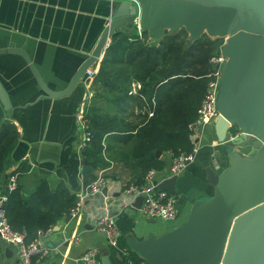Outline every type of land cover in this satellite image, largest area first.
Wrapping results in <instances>:
<instances>
[{
  "label": "crops",
  "instance_id": "obj_1",
  "mask_svg": "<svg viewBox=\"0 0 264 264\" xmlns=\"http://www.w3.org/2000/svg\"><path fill=\"white\" fill-rule=\"evenodd\" d=\"M108 11L109 0H0V48L23 49L44 83L52 90H60L94 46L106 24ZM0 82L12 106L7 120L17 133L13 148L2 160L0 191L4 189L6 176L24 162L27 170L16 177L21 194L29 195L45 181L51 191L61 183L68 193L76 196L83 188L76 111L90 98V84L77 86L60 98L43 97L23 59L6 53L0 54ZM192 143L191 160L175 174L168 173L171 156L163 152L159 155L163 167L152 176L157 184L175 175L173 220L143 217L132 206L137 196L124 191L128 181L125 170L117 167L115 172L113 165H98L93 175L106 179L104 194L86 198L77 218L67 214L55 221L51 231L40 237L45 253L35 258V264H81L80 255L90 247L97 249L98 264L102 256L110 264L128 261L145 264L129 251L126 239L142 240L148 233L157 237L174 229L187 219L195 202L206 201L214 194L204 169L213 170L210 159L213 149L219 164V169L213 171L221 170L220 163L226 157L220 153L222 147L216 142L213 124L203 126L200 134L196 132ZM104 215L113 220L114 245H109L102 232L93 226L94 220ZM17 261L16 245L0 238V264Z\"/></svg>",
  "mask_w": 264,
  "mask_h": 264
},
{
  "label": "water",
  "instance_id": "obj_2",
  "mask_svg": "<svg viewBox=\"0 0 264 264\" xmlns=\"http://www.w3.org/2000/svg\"><path fill=\"white\" fill-rule=\"evenodd\" d=\"M179 28L189 41L202 34L224 38L215 52L226 61L220 68L213 128L226 159L219 172L204 169L214 194L195 202L182 224L157 237L148 233L142 240L128 238L126 244L145 264H264V0H109L106 24L60 90L44 83L23 49L4 47L0 54L20 56L42 96L55 99L84 84L85 71L99 63L108 39L117 32L136 30L158 41L164 30ZM11 110L0 82V123L11 117ZM230 126L245 134L226 139ZM201 131L198 124L196 132ZM241 149L248 153L243 156ZM174 179L172 175L153 183L173 194ZM140 202L137 196L132 206L138 208ZM100 264L110 262L102 256Z\"/></svg>",
  "mask_w": 264,
  "mask_h": 264
},
{
  "label": "trees",
  "instance_id": "obj_3",
  "mask_svg": "<svg viewBox=\"0 0 264 264\" xmlns=\"http://www.w3.org/2000/svg\"><path fill=\"white\" fill-rule=\"evenodd\" d=\"M135 31H119L109 38L90 81L94 92L84 116L91 138L81 148L83 186L95 178L93 170L98 165L119 161L128 170L126 185H140L148 170L163 167L155 151L168 152L171 158L192 153L194 131L188 125L205 91L210 71L207 60L222 38L202 34L189 41L179 28L164 30L158 41L147 42L145 32L137 36L132 34ZM131 82L140 85L134 94ZM16 136L14 125L2 120L0 172ZM26 170L27 164L21 162L13 173L18 176ZM76 199L61 183L51 191L41 181L29 195L21 194L18 186L7 192L2 207L11 228L29 241L37 230L67 215Z\"/></svg>",
  "mask_w": 264,
  "mask_h": 264
},
{
  "label": "built area",
  "instance_id": "obj_4",
  "mask_svg": "<svg viewBox=\"0 0 264 264\" xmlns=\"http://www.w3.org/2000/svg\"><path fill=\"white\" fill-rule=\"evenodd\" d=\"M221 46L222 45H220L218 48ZM225 61L226 57L221 53H214L210 55L207 60V63L210 66V71L207 74L208 80L206 81L205 91L196 108L195 119L188 125L194 131L193 135L191 136V140L196 133V127L198 124H201L202 127L213 124L218 115L216 97L219 91L220 68ZM97 67L98 65L91 66L85 71L84 84H90L93 75L97 71ZM139 88L140 85L138 82L132 83L130 93L134 94ZM89 99L90 98H88V101ZM88 101L85 104L79 105L76 111V122L79 131L78 147L80 149L85 147L91 138V133L88 130V122L84 116ZM150 115L151 113L148 112L147 116ZM242 134L244 135L245 133L239 129H233L232 131H227L225 138L232 140ZM216 156V150L213 149L210 152L211 167L213 170L219 169ZM191 158L192 153L179 154L176 157H172L171 163L167 169L168 173L175 174L176 171L184 164V162L187 160L190 161ZM110 166L111 163L106 167ZM153 173V170H148L144 174L143 182L140 185L128 184L124 187V191L130 195L141 197V202L137 209L143 217L160 221H171L176 217L175 197L166 190L158 188L156 184L153 183ZM16 177L17 176L15 173L8 174L6 176L4 190L0 191V238L7 244L16 245L18 253V261L16 264H35V258L45 253V249L40 243V237L42 235L48 234L51 231V226L46 227L44 230H37L35 237L29 241H24L22 233L11 228L4 215L2 205L6 200V193L16 188ZM105 186L106 179L103 176L96 175L91 182L83 186L82 190L77 193L76 202L69 210L68 215L71 218H77L83 201L92 195L100 194L102 190H104ZM93 226L99 232L104 233L106 241L109 245L115 244L116 230L113 220L110 216L104 215L95 219ZM79 262L81 264H98L97 249L90 247L84 250V252L79 257ZM128 264L134 263L128 261Z\"/></svg>",
  "mask_w": 264,
  "mask_h": 264
},
{
  "label": "rangeland",
  "instance_id": "obj_5",
  "mask_svg": "<svg viewBox=\"0 0 264 264\" xmlns=\"http://www.w3.org/2000/svg\"><path fill=\"white\" fill-rule=\"evenodd\" d=\"M166 31H169V30H166ZM133 35H139L140 33H138L137 31H135L134 33H132ZM208 36V35H207ZM147 37V36H146ZM209 37H214V36H209ZM189 40V39H188ZM152 40H149L148 38H147V42H151ZM224 42V39H222V43ZM222 45V44H221ZM92 90V92H91V95L93 94V92H94V90H93V88L91 89ZM89 101H90V99H89ZM88 101V102H89ZM231 129H232V127L231 128H229L228 129V131H231ZM242 151H241V154L243 155V156H245L246 155V153H243V151H245V150H243V149H241ZM111 165H113L114 166V171L116 172V169H118V168H120V169H123V170H125V172L128 174V170H127V168L121 163V162H119V161H113L112 163H111ZM118 167V168H117Z\"/></svg>",
  "mask_w": 264,
  "mask_h": 264
},
{
  "label": "flooded vegetation",
  "instance_id": "obj_6",
  "mask_svg": "<svg viewBox=\"0 0 264 264\" xmlns=\"http://www.w3.org/2000/svg\"><path fill=\"white\" fill-rule=\"evenodd\" d=\"M243 153H246L247 154L248 153V149H246L245 151H243Z\"/></svg>",
  "mask_w": 264,
  "mask_h": 264
}]
</instances>
